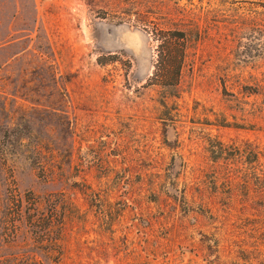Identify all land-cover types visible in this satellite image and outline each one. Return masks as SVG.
<instances>
[{"label":"rangeland","instance_id":"1","mask_svg":"<svg viewBox=\"0 0 264 264\" xmlns=\"http://www.w3.org/2000/svg\"><path fill=\"white\" fill-rule=\"evenodd\" d=\"M0 264H264V0H0Z\"/></svg>","mask_w":264,"mask_h":264},{"label":"trees","instance_id":"2","mask_svg":"<svg viewBox=\"0 0 264 264\" xmlns=\"http://www.w3.org/2000/svg\"><path fill=\"white\" fill-rule=\"evenodd\" d=\"M116 23H125L122 21H117ZM183 35V32L181 30H176L174 32V39H178L179 37H181ZM191 35H192V39L197 40L199 38V29L197 28V25H192L191 28ZM170 43V42H169ZM179 54H176L175 51L171 48L166 49L165 52V60H166V64L163 65V70L165 72V74H169L170 76H174L175 72H176V68L174 67L175 64V58L178 56ZM153 75H156L155 73L151 72V77ZM161 76V75H159ZM162 76H164V74H162ZM161 76V77H162ZM153 82V81H152ZM160 84L166 86L169 84L168 79H163L162 81L159 82Z\"/></svg>","mask_w":264,"mask_h":264},{"label":"flooded vegetation","instance_id":"3","mask_svg":"<svg viewBox=\"0 0 264 264\" xmlns=\"http://www.w3.org/2000/svg\"><path fill=\"white\" fill-rule=\"evenodd\" d=\"M149 75H151V73H150ZM150 80H151V79H150ZM151 83H153V82L151 81Z\"/></svg>","mask_w":264,"mask_h":264}]
</instances>
